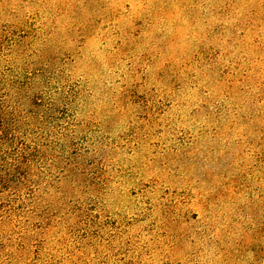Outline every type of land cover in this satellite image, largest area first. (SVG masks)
Here are the masks:
<instances>
[{"label": "rangeland", "instance_id": "rangeland-1", "mask_svg": "<svg viewBox=\"0 0 264 264\" xmlns=\"http://www.w3.org/2000/svg\"><path fill=\"white\" fill-rule=\"evenodd\" d=\"M0 264H264V0H0Z\"/></svg>", "mask_w": 264, "mask_h": 264}, {"label": "trees", "instance_id": "trees-1", "mask_svg": "<svg viewBox=\"0 0 264 264\" xmlns=\"http://www.w3.org/2000/svg\"><path fill=\"white\" fill-rule=\"evenodd\" d=\"M1 140H3V141L6 140V137H3V136L1 135V129H0V141H1Z\"/></svg>", "mask_w": 264, "mask_h": 264}]
</instances>
